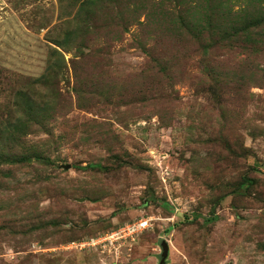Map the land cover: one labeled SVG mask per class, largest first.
<instances>
[{"label": "rangeland", "instance_id": "374dc122", "mask_svg": "<svg viewBox=\"0 0 264 264\" xmlns=\"http://www.w3.org/2000/svg\"><path fill=\"white\" fill-rule=\"evenodd\" d=\"M49 65L57 105H21ZM162 239L264 264V0H0V264H159Z\"/></svg>", "mask_w": 264, "mask_h": 264}, {"label": "trees", "instance_id": "16d2710c", "mask_svg": "<svg viewBox=\"0 0 264 264\" xmlns=\"http://www.w3.org/2000/svg\"><path fill=\"white\" fill-rule=\"evenodd\" d=\"M49 67H50V72L46 73L44 76H41V77L35 78V79L23 78L24 83H22V87L25 86L26 92L24 93V96L27 97V99L24 100V103H22L21 105L24 104L26 107L29 104H33L35 101L36 102L39 101V98L44 93H45V96L48 95L49 93H51V94H49L51 96V98H50L51 102L44 101V104L43 103L41 104L42 106H44V105L51 106L50 104H52L53 106L55 104L57 105L58 98L55 97V95L61 96V93L58 90L56 91V79H55V81H53V83L51 81V74H52V70L54 67L50 66V65H49ZM40 89L43 91L40 92L39 91ZM36 91L37 92L39 91L38 93H40V94L38 95ZM47 92H49V93H47ZM36 95H38V97ZM34 99H38V100H34ZM32 100H33V102H32ZM31 107H33V106H31ZM16 122H18L22 126H24L25 124H28V122H26L25 120H22L21 122H20V120H18ZM8 123H9V126L11 127V125H10L11 119L8 121ZM10 135L13 138L15 135V132L11 131Z\"/></svg>", "mask_w": 264, "mask_h": 264}, {"label": "water", "instance_id": "95a60500", "mask_svg": "<svg viewBox=\"0 0 264 264\" xmlns=\"http://www.w3.org/2000/svg\"><path fill=\"white\" fill-rule=\"evenodd\" d=\"M160 246L162 248V253L160 255V263L159 264H165L168 254H169V246L168 243L165 240L160 241Z\"/></svg>", "mask_w": 264, "mask_h": 264}, {"label": "built area", "instance_id": "2783aa9c", "mask_svg": "<svg viewBox=\"0 0 264 264\" xmlns=\"http://www.w3.org/2000/svg\"><path fill=\"white\" fill-rule=\"evenodd\" d=\"M144 227V226H143ZM128 229H130V230H132V231H135V229H137L136 228V226H130Z\"/></svg>", "mask_w": 264, "mask_h": 264}]
</instances>
